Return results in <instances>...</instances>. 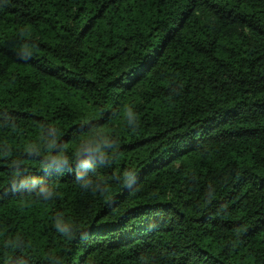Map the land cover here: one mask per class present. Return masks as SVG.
Returning <instances> with one entry per match:
<instances>
[{
	"label": "trees",
	"instance_id": "16d2710c",
	"mask_svg": "<svg viewBox=\"0 0 264 264\" xmlns=\"http://www.w3.org/2000/svg\"><path fill=\"white\" fill-rule=\"evenodd\" d=\"M0 264H264V0H0Z\"/></svg>",
	"mask_w": 264,
	"mask_h": 264
}]
</instances>
